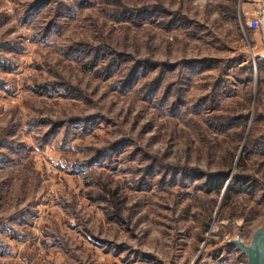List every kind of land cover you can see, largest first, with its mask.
<instances>
[{
	"label": "rangeland",
	"instance_id": "obj_1",
	"mask_svg": "<svg viewBox=\"0 0 264 264\" xmlns=\"http://www.w3.org/2000/svg\"><path fill=\"white\" fill-rule=\"evenodd\" d=\"M263 233L264 0H0V264H248Z\"/></svg>",
	"mask_w": 264,
	"mask_h": 264
},
{
	"label": "water",
	"instance_id": "obj_2",
	"mask_svg": "<svg viewBox=\"0 0 264 264\" xmlns=\"http://www.w3.org/2000/svg\"><path fill=\"white\" fill-rule=\"evenodd\" d=\"M261 238H264V233L263 234H257L253 236L249 242L248 248H247V260L248 264H256L253 258V253H254V246L255 242Z\"/></svg>",
	"mask_w": 264,
	"mask_h": 264
},
{
	"label": "trees",
	"instance_id": "obj_3",
	"mask_svg": "<svg viewBox=\"0 0 264 264\" xmlns=\"http://www.w3.org/2000/svg\"><path fill=\"white\" fill-rule=\"evenodd\" d=\"M235 191H238V190H235Z\"/></svg>",
	"mask_w": 264,
	"mask_h": 264
}]
</instances>
